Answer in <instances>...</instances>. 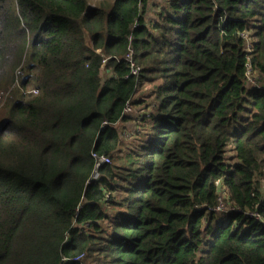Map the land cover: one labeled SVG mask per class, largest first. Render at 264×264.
Masks as SVG:
<instances>
[{
    "label": "trees",
    "instance_id": "trees-1",
    "mask_svg": "<svg viewBox=\"0 0 264 264\" xmlns=\"http://www.w3.org/2000/svg\"><path fill=\"white\" fill-rule=\"evenodd\" d=\"M165 3L0 0V264H264V0Z\"/></svg>",
    "mask_w": 264,
    "mask_h": 264
},
{
    "label": "rangeland",
    "instance_id": "rangeland-1",
    "mask_svg": "<svg viewBox=\"0 0 264 264\" xmlns=\"http://www.w3.org/2000/svg\"><path fill=\"white\" fill-rule=\"evenodd\" d=\"M103 1H105V0H90L92 6H98V5H99L101 2H103ZM165 4H166L165 1H164V2L162 1V2H159L158 6H163V5H165ZM158 8H160V7H158ZM153 11H157V10L154 9ZM155 13H156V12H153V13L150 14V17H151L152 19H154L153 17H154V15H155ZM103 77H104V76H103ZM251 77H253V76L251 75ZM32 89H33V88L30 87L29 90H27L26 92H29V91L32 90ZM151 90H152V88H151V86H150V87H148V89L145 88V89H143L142 91L139 92V94H138V97H139V98H143V97H145V98L147 99V101H145L144 104H141V105H139V106H141V107H147V103H148V101H151V99L148 98V95H150ZM5 97H6V96H5ZM5 100H6V99L0 95V123L3 122V120L5 119V115H6V112H5L4 108H3V103H4ZM144 110H145V109H144ZM144 110H141L140 113H142ZM138 130H139V129H138ZM125 137L127 138V139H124V143H125V145L133 146V143H134L135 141L132 140V138H133V137H132V134L126 133V134H125ZM131 137H132V138H131ZM125 148H126V147H125ZM231 148H232V145H230L229 148H228V152H227V159H228V160L231 159V156L233 155V153L231 152ZM221 199H222V202L224 203V194H221ZM226 209H227V208H226ZM204 247H206V246H204Z\"/></svg>",
    "mask_w": 264,
    "mask_h": 264
},
{
    "label": "built area",
    "instance_id": "built-area-1",
    "mask_svg": "<svg viewBox=\"0 0 264 264\" xmlns=\"http://www.w3.org/2000/svg\"><path fill=\"white\" fill-rule=\"evenodd\" d=\"M245 37H247V35H244ZM126 60L128 61L129 65H130V68L132 70V75L133 76H136L138 75V73L140 72V68L136 67L135 63H134V60H133V52L131 51L129 53V55H127L126 57ZM248 84L251 85V86H256V87H259L256 83V78L254 77H251V74H249V81H248ZM125 112L126 113H135V110L134 108L128 104L126 109H125ZM96 157V156H95ZM98 159V165L97 167L99 168L101 165L105 164V163H109L110 162V159L107 158V157H96ZM216 212H226L227 209H226V206H225V203L222 202V199L220 198V205L218 208L215 209ZM83 259H84V255H80L76 258L73 259V262H78V263H83Z\"/></svg>",
    "mask_w": 264,
    "mask_h": 264
},
{
    "label": "crops",
    "instance_id": "crops-1",
    "mask_svg": "<svg viewBox=\"0 0 264 264\" xmlns=\"http://www.w3.org/2000/svg\"><path fill=\"white\" fill-rule=\"evenodd\" d=\"M166 2V0H150V4H151V6H153V7H160V6H158V4H159V2ZM152 7V8H153ZM105 76V75H104ZM139 109V107H137V108H135V113L137 114V110ZM134 113V114H135ZM133 116V115H132ZM128 126H130L131 128L134 126V124H133V122H128Z\"/></svg>",
    "mask_w": 264,
    "mask_h": 264
}]
</instances>
